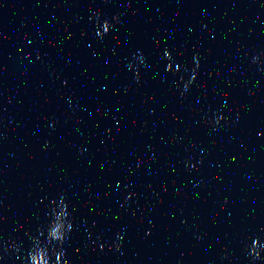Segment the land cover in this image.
Listing matches in <instances>:
<instances>
[{"label":"water","instance_id":"obj_1","mask_svg":"<svg viewBox=\"0 0 264 264\" xmlns=\"http://www.w3.org/2000/svg\"><path fill=\"white\" fill-rule=\"evenodd\" d=\"M71 227L69 264H264V0H0V264Z\"/></svg>","mask_w":264,"mask_h":264},{"label":"clouds","instance_id":"obj_2","mask_svg":"<svg viewBox=\"0 0 264 264\" xmlns=\"http://www.w3.org/2000/svg\"><path fill=\"white\" fill-rule=\"evenodd\" d=\"M94 15H96V14L94 13ZM116 19H117V21L119 20L118 17H117ZM105 26H107V27H105ZM111 28H112L111 23H110L109 21L105 20V21L103 22V24H102V27L98 30L97 34H98L99 36H103V35L106 34L108 31H110ZM167 52H169V53L171 54L170 51H167ZM195 59L197 60V67H198V58H195ZM192 71H193V74H192V76H191V79L188 80V81L185 83V89H187L188 87H190L191 83L194 82L195 79L197 78L198 72H196L195 69H193ZM225 95H227V93H226ZM71 229H72V227H71L70 230L67 232V234H66V235H65V236H64V237L58 242V244L56 245V247H57L60 251H62V253H63V260H64V256H65V251L63 250V245H64V242L66 241V239L68 238V233L71 231ZM119 246H120V245L117 244V247H118V248H119ZM100 247L103 248L104 245L101 244ZM64 264H69V262L66 261V260H64Z\"/></svg>","mask_w":264,"mask_h":264}]
</instances>
